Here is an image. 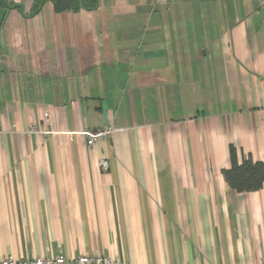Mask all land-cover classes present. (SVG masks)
Segmentation results:
<instances>
[{
	"label": "crops",
	"instance_id": "0c3cea01",
	"mask_svg": "<svg viewBox=\"0 0 264 264\" xmlns=\"http://www.w3.org/2000/svg\"><path fill=\"white\" fill-rule=\"evenodd\" d=\"M39 1L0 24V258L264 264L221 174L264 156V0Z\"/></svg>",
	"mask_w": 264,
	"mask_h": 264
},
{
	"label": "trees",
	"instance_id": "16d2710c",
	"mask_svg": "<svg viewBox=\"0 0 264 264\" xmlns=\"http://www.w3.org/2000/svg\"><path fill=\"white\" fill-rule=\"evenodd\" d=\"M50 1L55 12L66 10L93 9L96 0H40L39 6ZM1 8H10L7 0H0ZM17 9L21 7L16 6ZM232 154V149H230ZM227 185L236 193H249L260 190L264 186V156L260 161H254L250 156L240 164L232 163L227 169L221 170Z\"/></svg>",
	"mask_w": 264,
	"mask_h": 264
},
{
	"label": "built area",
	"instance_id": "2783aa9c",
	"mask_svg": "<svg viewBox=\"0 0 264 264\" xmlns=\"http://www.w3.org/2000/svg\"><path fill=\"white\" fill-rule=\"evenodd\" d=\"M110 127L103 128L104 131H85L83 135L86 138V143L88 146H92L94 142L99 139H105L106 136L110 134ZM36 130L34 126L30 127V132ZM1 134V130H0ZM101 167H106L107 163L100 162ZM0 264H115L114 260L108 257H94V256H81L77 258H66L63 256L56 257L54 259L38 257L31 259H14L12 257L0 258Z\"/></svg>",
	"mask_w": 264,
	"mask_h": 264
},
{
	"label": "rangeland",
	"instance_id": "374dc122",
	"mask_svg": "<svg viewBox=\"0 0 264 264\" xmlns=\"http://www.w3.org/2000/svg\"><path fill=\"white\" fill-rule=\"evenodd\" d=\"M105 128H107V127H105ZM110 129V134H108L106 137L107 138H109L110 136H111V134L113 133V129L110 127L109 128ZM105 129H103V128H100V129H94V130H91V131H104ZM99 139H97L96 141H98ZM102 140V139H101ZM95 141V142H96ZM94 142V143H95ZM100 167H101V165H100ZM81 256H94V257H108V258H110L111 260H114V258H112V257H110V256H104V255H99V254H91V255H81ZM81 256H78V257H81ZM75 258H77V257H75ZM114 263H115V260H114Z\"/></svg>",
	"mask_w": 264,
	"mask_h": 264
},
{
	"label": "water",
	"instance_id": "95a60500",
	"mask_svg": "<svg viewBox=\"0 0 264 264\" xmlns=\"http://www.w3.org/2000/svg\"><path fill=\"white\" fill-rule=\"evenodd\" d=\"M5 15V9L0 7V24L4 18Z\"/></svg>",
	"mask_w": 264,
	"mask_h": 264
}]
</instances>
